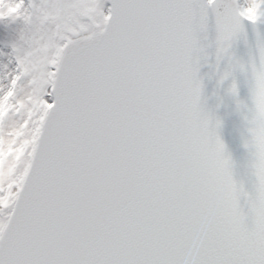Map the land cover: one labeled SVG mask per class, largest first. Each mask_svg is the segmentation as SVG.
<instances>
[{
  "label": "snow or ice",
  "instance_id": "1",
  "mask_svg": "<svg viewBox=\"0 0 264 264\" xmlns=\"http://www.w3.org/2000/svg\"><path fill=\"white\" fill-rule=\"evenodd\" d=\"M0 264H264V0H0Z\"/></svg>",
  "mask_w": 264,
  "mask_h": 264
}]
</instances>
